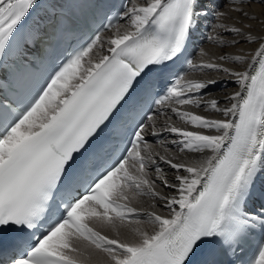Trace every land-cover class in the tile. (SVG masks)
<instances>
[{
    "label": "snow or ice",
    "instance_id": "1",
    "mask_svg": "<svg viewBox=\"0 0 264 264\" xmlns=\"http://www.w3.org/2000/svg\"><path fill=\"white\" fill-rule=\"evenodd\" d=\"M39 3L0 0V57L14 42L26 55L39 24L22 29ZM233 10L258 20L260 31L234 25L226 29L234 38L218 43L255 47L216 59L244 67L187 61L238 86L223 107L202 95L215 78L166 82L202 16L200 0L132 3L121 17L126 24L109 19L26 103L0 102V254L8 257L0 264H237L222 257H235L255 230L264 231V190L256 192L264 177V8L259 18ZM149 97L155 108L144 113ZM202 105L221 118L186 107ZM149 127L153 136L178 137L177 152L153 151ZM119 129H127L130 146L115 154L110 141ZM161 164L175 170L173 180ZM144 197L148 209L138 207ZM254 197L260 203L250 210ZM247 264H264V242Z\"/></svg>",
    "mask_w": 264,
    "mask_h": 264
},
{
    "label": "bare ground",
    "instance_id": "2",
    "mask_svg": "<svg viewBox=\"0 0 264 264\" xmlns=\"http://www.w3.org/2000/svg\"><path fill=\"white\" fill-rule=\"evenodd\" d=\"M55 2V0H40V3L37 5L36 8H34L31 13L28 15V17L34 16L35 14L44 11L47 9V6L52 5ZM138 0H133L132 3H136ZM131 3V5H132ZM58 4V3H56ZM131 7V6H130ZM236 7H241L244 11L249 12L250 15H256L259 18V15L262 11V8H264V5H262L259 0H247L246 3L240 4L239 0H224L223 7L219 10V13H224L223 16H217V18L214 20V22L211 24V30H210V36L214 37L213 40H207L206 44L202 46L200 49L197 60L195 61L196 65H199L202 62H207L209 60H212L213 62L217 63H223L224 66L227 67H234V68H243V65L236 64L233 65L230 62H220L216 59L221 54H229V55H235V54H247L254 49L255 45H246L244 43H241L239 45H230L226 44L224 46H221L218 41L224 40V41H230L234 38V34L226 31V29H230L232 26H239L242 24H252V32L255 34L260 31V25L258 20L257 21H251L248 19L243 18L241 13H237L233 9ZM127 21L120 24H126ZM119 24V25H120ZM224 25L223 28L218 27L217 25ZM106 34V33H105ZM236 39H240L239 37H235ZM201 50H204L207 55L202 56ZM185 79H206L208 77H212L218 80V84L212 88H209L207 91H205V95L203 98L209 99V98H216L220 101V106L223 107L227 101L225 100V96L231 95L232 92L237 90V85L233 82L232 79H230L227 75H225L222 72H216L214 70L209 69H203L200 68H192L189 70L186 76H184ZM189 108V110L203 114L208 116L209 118H221V114L215 113L212 111L209 112H203V105L200 109L192 108L191 106H186ZM160 124H163V119L160 120ZM178 126H183L182 122H177ZM148 132H151L152 129L149 127L147 130ZM178 139V137L174 136L173 134L167 133V137H165L162 141H164L163 145L160 142L157 143H150L149 145L152 146L153 151H159L163 152V147H168L169 150L172 153H176L177 149L174 144H172V140ZM182 159H190L194 158L193 154H181ZM161 167L163 168V174L171 181L174 179L175 170H172L168 168L166 165L161 164ZM149 175L151 178L156 177V171L155 167L149 166ZM164 191H168V189H164ZM151 200L147 197L141 198V203L138 205L140 208L148 209L150 207ZM161 211L166 213V209H160Z\"/></svg>",
    "mask_w": 264,
    "mask_h": 264
}]
</instances>
